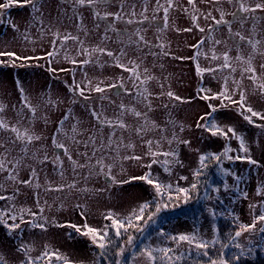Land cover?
I'll use <instances>...</instances> for the list:
<instances>
[{"label": "rangeland", "instance_id": "1", "mask_svg": "<svg viewBox=\"0 0 264 264\" xmlns=\"http://www.w3.org/2000/svg\"><path fill=\"white\" fill-rule=\"evenodd\" d=\"M2 2H5V0H0V3ZM45 2L46 0H40L42 17L41 13L33 14L31 7L21 6L22 0H19L18 8L13 5L7 10H0L4 13V15L0 16V52H14L20 57L40 58L16 62L18 64L24 63V67H11L7 63H0V104L6 106L0 115L10 124L17 122L19 119L18 113L23 107L20 92L22 87L27 100L37 109L36 118L31 123L25 119L22 124L25 127H30L36 134L43 137L41 141L36 142L32 147L35 150L40 149L42 145L45 146L50 158L54 155H61L64 160V177L61 179L51 163L41 166L35 161L26 159L25 164H30L37 168L39 173L38 182L41 185L45 184L46 179L52 186L69 183L75 179L79 188L87 189L88 191L69 192L65 189L63 192H45L43 188L31 189L24 185H16V187L20 188V194L16 195L14 200H0V211H12L14 206L15 214L17 215L20 214V208L30 209L32 212L39 213L36 196V193H39V204L44 207L43 216L48 218L49 223L46 225V231L32 228L25 224L14 232H10L6 227L0 225V257H3L5 264H21L26 259L21 245L31 249L28 255L33 258L41 257V254L45 251V245H47L49 251L58 250L61 255L67 257L73 264H93L96 256L94 251L99 252L98 249L91 244L87 237L79 235L67 225L82 226L87 223L91 227L102 229L110 222L104 219V216L109 211L121 218L126 217L133 209H138L141 203L152 202L154 200V192L150 185L139 180L126 184L112 183L111 178L108 176L100 174L90 175L88 168L78 169L77 173H74L70 163L63 157L62 150L53 148L51 138L54 134H57L58 122L66 113H71V116L64 123L63 130L70 133L71 125L78 121V127L83 131V135L79 138L83 140L91 132L95 131L94 125L96 121L92 118L89 107H94L98 111H102L104 116L115 119L119 116L120 109L118 106L121 103L127 107H134L141 112L146 110L145 103L142 102L141 97L138 96L133 88L129 72L115 67L113 62L106 56H101V61H107L103 67L95 63L87 65L70 63L65 59V55L77 61L87 57L77 55L78 44L76 42L69 39L62 44L60 38L53 36V33H59L60 37L66 34L78 36L84 41L85 47L101 45L114 52H118L121 47H124L120 40H126L127 37L118 38L115 32H111L114 36H108L110 39L102 43L103 36H100L94 30L100 27L101 30L99 31H102L106 26L105 22H102L97 27L94 26V23L85 21L86 25L83 28L87 30V36L78 28L74 30V33L70 32L68 28L71 25L68 23L67 27L64 26L67 19L62 12L60 14L61 17L63 16L62 21L53 19V7L48 5V2ZM249 2L254 4L257 0H249ZM118 7L119 5H117ZM217 7L222 8L226 13L225 19L232 22L233 33L240 32L246 37L253 34V25L250 20L245 21L242 25L238 19L227 15L237 11L238 6L235 3L230 4L227 0H222L221 4L213 5L208 0H195V8L198 11L193 13L192 5H189L184 0H179L178 11L171 12L176 24L179 25L181 21H188V17L182 16V13H190V22H192L191 15L196 14L198 17L196 23L200 27L205 28L206 32L201 33L192 23L190 27L192 31L186 32V34H179L178 36L173 33L169 36V46L166 50L173 46V40L177 42L192 41L195 44H197L198 39L202 40L204 38L207 41V30L209 25L213 24V21L211 18L206 17L211 12L213 17L219 19V12L216 11ZM102 9L106 11V9L112 8L103 7ZM184 9L188 11L185 12ZM67 12H69L68 9ZM83 14L86 17L91 13L89 10L84 9ZM34 15L40 17L43 20V24L40 23V19H33ZM238 15L242 16L244 14L238 13ZM256 15H264V13L257 11ZM109 26L119 28L120 31L125 28L128 33H132L128 25H124L122 22H113ZM214 29L211 33L213 39L221 40L225 43L213 45L211 41H207L199 49L201 55L195 63L198 62L202 68L216 67L222 63V60H211L212 53L210 49L213 48L218 56L224 51H229V55L233 58L238 52L245 58L251 53V47L244 43L240 44L239 50L234 46L233 40L236 38L229 36L228 26L214 25ZM255 39L264 42V20L256 24ZM53 40H56L55 44H53ZM149 43L150 46H153L151 51L157 53L156 56L149 54L148 47L143 48L142 51H137L133 45L127 47L128 56L123 58L122 62L127 64L129 58L136 59L138 63L142 61L138 69L141 77L143 78L145 75L143 71L145 68L148 69L147 75L154 77L145 85L152 94L149 97V101L153 110L148 113L149 119L155 121L161 128L166 129L163 135L171 137L173 131H175L181 139H187L191 142L190 146L173 145V147H178L179 158L183 163V167H174L172 174L168 175L159 165H153L151 168L153 176L158 177L164 184L171 183L174 187L178 185L179 187L189 188L194 182L192 173L194 169L199 167L198 158L201 154L220 153L226 144H230L234 149L230 155H242L238 151L239 143L235 139L225 140L219 136L212 137L204 129L195 126L197 120L210 111L208 108L209 103L217 107V111L213 113L211 119L216 120L221 127L231 126L235 128L245 139L249 154L258 164L252 165L246 161L222 159L219 164L214 165L209 175H206L205 171H203L199 178L198 189L190 192L191 200L188 203H183L182 198L177 200L175 198L176 194L173 192V200L167 208L156 215L155 222H149L147 225L142 224L143 232L134 240V244L125 248L120 264H147L144 258L134 255L145 245L176 248L172 241L160 235L161 232L175 236L197 233L209 241L216 237L215 232H213L215 219L209 212H207L206 216L199 215L196 221L191 219V216L188 217L192 210L195 209L191 208V203L197 193H201V198L205 199L203 203L206 205L207 210L211 208L219 211L220 207L224 205L245 224H251L253 215H258L261 211L257 207L255 212H253V210H250L249 205L256 204L259 206L261 201H264V197L256 195L257 186L264 185V129L244 121L233 105H229L227 108H220L218 100H200L197 90L203 86L210 89L211 93L220 92L224 86V77L229 76L228 88L232 89L234 87L232 79L240 80L241 86L246 91L247 103L256 111L262 113H264V96L259 95L254 90V85L247 79V76L241 77L239 64H234L237 67V71L234 73L230 74L228 69H224L215 73L214 77L212 73L205 72L201 80V77L196 74V68H194L193 73L189 60L173 59L172 54L169 56L159 55L161 49L154 47V41H149ZM259 48L261 52H264V43ZM179 51L175 52L174 56L181 57L190 53L188 51L181 54ZM49 52H54L55 55L48 57L47 53ZM205 54L208 58H206ZM11 59L13 58L0 57V61L7 62ZM253 64L257 75L264 79V69L260 67L261 64H264V55L255 54ZM49 66L57 69V71L54 73L49 72ZM59 69H67V71H59ZM73 80L81 84H85L90 80L92 85L103 82L101 86L122 82L125 88L130 91H125L123 96L114 97L109 90H106L103 95L107 99L101 101L99 99L100 94L86 89L85 95L90 96V99L85 101L82 97H75L77 103L73 104L74 94L69 91L68 87L73 84ZM169 90L191 102L170 101L166 95H161L162 92L166 93ZM234 98L238 99L239 97L237 95ZM49 100L56 102L55 107L48 103ZM165 104L168 105L167 108L164 107ZM24 112L26 115H30L26 109H24ZM72 116L76 119L73 120ZM45 118L47 122H45ZM123 119L129 125L135 126L136 124V120L131 115L125 114ZM170 120L174 123H169ZM205 122L201 121V123ZM256 123H264V121L256 120ZM179 125L184 126L183 132L179 131ZM107 131L105 129V134H107ZM117 134H120L119 130ZM6 135V133L0 132V138H4ZM151 135L149 138H151ZM123 136L125 141L131 139L135 144V148L132 151L136 155L144 156L147 148L140 139L134 135L129 136L127 132L123 133ZM154 136L159 139L161 133L157 130ZM58 138L68 144L73 159L79 163H85L84 158L77 155L78 151L81 153L85 151L83 145L74 146L63 135H58ZM168 147L167 143L163 144L164 149H168ZM13 155L15 156L17 153L13 152ZM40 155H43V152ZM149 162L150 160L146 156L140 162L125 161L123 162L124 171H121L120 163L117 162L112 169V176L117 181L128 180L132 176H141L145 171H148L147 168L141 165H146ZM106 163H112V161L106 160ZM225 171L235 173L236 176L243 177V179L238 182L234 176L225 175ZM3 175L6 174H0V183L3 182ZM19 175L22 180L29 179L30 169L22 167ZM180 176H185L187 179L180 180ZM225 184L229 186L228 189L224 188ZM213 189H218V191H213ZM242 192L247 193L246 198L242 195ZM0 194L13 195V186L8 185L7 190L0 192ZM205 197H211V199H206ZM164 199L167 200V196ZM77 204L84 207L77 208ZM81 211L85 212V216H81ZM24 218L25 220L31 219L27 215ZM52 220L65 226L56 227L51 223ZM37 221L43 222L39 219V215L37 216ZM8 223L10 224L11 221L9 220ZM260 226L258 224L256 230L252 233L246 232L238 239L244 249H250L249 247L252 246H264V234L259 232ZM246 246L248 247L246 248ZM180 251L186 254L190 252L197 253L186 244L180 248Z\"/></svg>", "mask_w": 264, "mask_h": 264}, {"label": "snow or ice", "instance_id": "2", "mask_svg": "<svg viewBox=\"0 0 264 264\" xmlns=\"http://www.w3.org/2000/svg\"><path fill=\"white\" fill-rule=\"evenodd\" d=\"M64 3H68L72 5L73 12L77 17L79 23H77V28L81 29L84 32V35L87 36V30L83 28L82 25V17L78 15L76 9L78 7H89L93 10V18L97 20H108L109 17H112L114 21H123L128 25H132L134 23H143L144 21H148L150 18L146 14L148 11L147 0H143V9L137 14L136 5L132 4L130 6V10L125 12L126 0H119L120 11L116 13L112 12H104L101 13L97 11V7L101 5H109L115 3L116 0H63ZM209 3L213 5H219L222 3V0H208ZM228 3H235L237 7L236 12L228 13L227 15H231L234 19H238L239 22L243 25L245 21L250 20L252 22V35L245 36L240 32H232L231 21L225 19L226 13L220 7L216 8V11L219 12V19L213 17L211 12L208 13L206 18H211L213 21L212 25H209L207 30L208 37L207 41H211L213 45H220L225 43L224 41L213 39L211 33L215 30L214 25H226L228 26V34L230 37H234L236 39L233 40L234 46L239 50L240 44L244 43L251 47V53L247 58L238 54L233 58L229 55V51H224L219 56L216 54L214 48L210 49L211 51V60H222V63L218 64L216 67H208L202 68L200 64L196 63V74L197 76L203 79V73H212L215 77V73L218 71H222L224 69H228L229 73H234L237 71V67L234 64H239L240 66V75L241 77L247 76L252 84L254 85V90L258 92L259 95L264 96V79H261L260 76L257 75L256 68L253 64V60L255 58V54L259 53L260 55H264V52L260 51L259 46L264 43L261 40L255 39V28L256 24L264 20V15H256L257 11L264 13V0H257L254 4L250 3L249 0H227ZM18 0H5V2L0 3V10H7L11 8L13 5L17 4ZM188 4L193 6V13L198 10L195 8V0H188ZM21 6H29L32 9L33 14L41 13L40 0H22ZM174 7L173 0H165V4H161L160 0H156V5L153 8V15L151 17L152 21L157 20L156 13L159 11H163V27L157 28L158 32H162L169 27V10ZM187 12V9H184ZM238 13H243L244 15H238ZM4 15L2 11H0V16ZM139 15L142 17L141 20H136L135 18ZM42 17V13H41ZM127 17V19H125ZM33 19H40V23L43 24V20L40 17L33 16ZM197 15L192 14L191 20L193 22L194 27H196L201 33H205L206 29L200 27L197 22ZM99 27V25H97ZM175 31L178 33L181 31L190 32L191 28L179 29L175 28V25H172ZM50 30V29H49ZM108 30H111L116 33L118 38L127 37L126 40L121 39L120 43L124 45L121 47L118 52H114L109 50L107 47L96 45L94 47H85L84 41L81 40L78 36H73L71 34H66L60 37L59 33H53V36L59 37L60 42L63 44L69 39L76 42L78 44L77 55H83L87 58L77 61L75 59L70 58L68 55H65V59H67L72 64L79 65H87L89 63L98 64L100 67H103L107 61H101V56H106L111 60L115 67L122 69L125 72L130 73V78L132 79L133 88L136 90V93L139 97H141L142 102L145 103V111L141 112L134 107H127L123 103H121L118 107L120 109L119 116L115 119H110L103 115L102 111H98L94 107H89V111L91 113L92 118L96 121L94 127L95 131L91 132L86 139H80L79 137L83 135V131L78 127L77 123H73L71 125L70 133L65 132L63 130V125L66 121L69 120L71 113H66L64 117L58 122L57 134H54L51 138V143L53 148L61 149L63 157L67 159L70 163L72 170L74 173H77L78 169L88 168L89 174H100L104 176H108L111 178L112 183H122L126 184L131 181L139 180L143 181L145 184L150 185L154 192V200L152 202H144L141 203L138 209H133V211L126 217H119L117 214L109 211L104 219L110 221V224H106L102 229L94 228L89 226L87 223H84L82 226H78L75 224H68L67 227L72 228L81 236L87 237L91 244L101 250L102 254L106 253L110 246L116 243L115 240L111 238L110 233H114L117 239L121 238L123 235L127 234V240L119 244L118 250L115 255L118 258L116 260V264H120L119 257L123 256L125 252L126 245H132L134 241L133 235L129 234L130 229H134L137 232H143V228L139 226V222H143L144 225H147L149 222L154 223L156 215L162 211L163 209L169 206V203L173 200V192H175V198L177 200H181L183 203H188L191 199L190 192H194L198 189L199 186V178L203 174V169L208 165L206 161L212 160L217 162L218 164L222 159H227L229 161H246L248 164L257 165L258 162L252 158L249 154V148L246 144L245 139L236 131L235 128L231 126L221 127L216 120L211 119L214 112L217 111V107L211 103L208 104L209 112L202 115L196 122L197 128L204 129L205 132L209 133L212 137H223L225 140L235 139L239 143L238 151L242 153V155H230L234 151V149L230 146V144H226L223 150L220 153H207L201 154L198 158L199 167L193 170V179L194 182L190 185L189 188L173 186L171 183L164 184L162 183L158 177L153 176L151 172V168L153 165H159L165 173L168 175L172 174V170L176 166L183 167V163L179 158L178 147H173V145H184L190 146V141L187 139H181L179 135L173 131L171 137L163 135L166 129L161 128L159 125L152 121L148 117V113L151 112L152 105L149 101V97L152 95L148 88L145 85L148 81L154 79L151 75H147L148 69L145 68L143 71L145 73L143 79H141V74L138 71L140 68V63L137 62L136 59L129 58L127 64L122 62L123 58L128 56L127 47L135 46L137 51H142L143 48H149V54L156 56V52L151 51V47L149 41H147L142 34V29L136 28L134 32L128 33L127 30L117 31L114 27L109 28L106 26V33ZM43 31V30H41ZM135 37V39H133ZM110 39V37L105 34L102 37L103 41ZM205 39H202L197 42V44L191 45L192 48L197 49L195 55L190 58L172 56L173 59L183 60V59H191L193 61H197L198 57L201 55L199 49L207 42ZM56 43V40H53V44ZM154 47H159L161 52L159 55L169 56L170 52L165 50V45L163 43L159 45H155ZM54 52L47 53L48 57L54 56ZM206 55V54H205ZM0 57H11L10 61H0V63H7L8 66L11 67H24V63H16L17 61H28L32 59H40L39 57H20L14 52H0ZM206 58L207 55H206ZM162 67V66H161ZM261 69H264V64L260 65ZM49 72H56L57 69L49 66ZM59 71H67V69H59ZM137 81H139V85H137ZM229 76L224 77V86L222 87L220 92L211 93V90L205 88L203 86L199 87L198 98L202 101H211L218 100L220 108H227L229 105H233L236 107L237 113L242 117L244 121H246L250 125H255L258 128L264 129V123H256V120L264 121V113L256 111L250 104L247 103V95L245 89L241 86V81L232 79V84L234 87L232 89L228 88ZM103 82L97 83L96 85H92L90 80L85 84L77 83L73 80V84L69 85V91L74 94V98L72 99V103H77V99L75 97H82L85 101L90 99V96L85 95V90L87 89L90 92H94L99 95V99L103 101L107 99L103 94L107 89L114 88H124V84H108L101 86ZM163 87V85H161ZM126 92L130 91L125 89ZM21 102L22 109L18 113L19 119L15 124H10L8 121L4 119L2 115H0V132L6 133V137L0 138V174L3 175V182L0 183V192L6 191L8 185L13 186V195L6 196L0 194V200H14L16 195L20 194V188L16 187V185H24L31 189H40L43 188L45 192L56 191L63 192L67 189L69 192L78 191V192H87V189H81L78 187L77 181L74 179L69 183H61L55 186H52L48 183L47 179L45 180V184L41 185L38 182V170L36 167L25 164V160H32L36 163L44 166L48 163H51L54 169L58 172L61 179L64 177V160L61 155H54L53 157H49L47 154V150L45 146H41L40 149H33V145L36 142H39L43 139L41 135L36 134L30 127H25L22 124V121L27 119L29 123L32 122L36 118L37 109L33 106L24 95V90L21 87ZM161 95H166L169 100L179 101L181 103H190L191 101L185 100L182 97L175 95L171 90L166 93H161ZM238 95V99H235ZM48 103L55 107L56 102L49 100ZM6 106L0 104V113H3ZM165 108L168 107L167 104L164 105ZM24 109L27 110V113L30 115H26ZM125 114L131 115L135 120V126L129 125L125 122L123 117ZM73 120L76 118L74 116L71 117ZM255 118V119H254ZM201 121H206L205 123H201ZM45 122H47L45 118ZM169 123H174L173 121H169ZM105 129H107V134H105ZM119 130L120 134H117ZM161 133L159 139H156L154 133L156 131ZM179 131H184V126L179 125ZM127 132L129 136H135L140 139L144 146H146L147 151L144 156L136 155L132 150L135 148V144L129 139L125 141L123 133ZM151 135V138L149 136ZM58 135H63L68 141L72 143L74 146L83 145L85 151L77 152L78 156H82L85 160V163H79L77 160L73 159L71 154V150L65 142L61 141L58 138ZM168 144V149L163 148V144ZM90 150V151H89ZM13 152H16L17 155H13ZM43 152V155L40 153ZM99 154V155H98ZM148 157L150 162L146 165H141L148 169L141 176H132L129 177L128 180L117 181L114 176H112V169L114 165L119 162L121 171H124L123 162L125 161H135L140 162L144 159V157ZM106 160H111L112 163H106ZM22 167H28L30 169V178L27 180L20 179V169ZM224 171V170H222ZM225 175L234 176L235 179L239 182L243 179V177L236 176L235 173L232 172H224ZM180 180H186L187 177L180 176ZM228 185L225 184L224 188L228 189ZM213 191H218V189H213ZM242 195L246 198L247 193L242 192ZM256 195L259 197H264V185H258L256 190ZM37 196V207L39 208V213L32 212L30 209L20 208L19 215L15 214V209L13 206L12 211H0V225L6 227L10 232H14L19 229L21 225H29L32 228H39L41 230L46 231V225L49 223L48 218L43 216L44 207L39 204V193H36ZM167 196V200L164 197ZM206 199H211V197H205ZM45 203H47L45 201ZM49 207H51L49 205ZM77 208H83L84 206L77 204ZM154 207V211L151 209ZM259 207L261 211L259 214H254L251 224H244L238 222V217L233 216L232 213H229L232 216L234 222L238 223V228L234 232V234L228 237L230 244L223 243L215 237L209 241L204 239L197 233L192 234H179L176 236H168L167 238L171 240L176 248L167 247V246H152L145 245L144 247L139 249V252L134 254L142 257L146 260L147 264H178L179 261L184 259V253L180 251V248L186 244L190 249L195 250L198 254H202L207 257L209 255V248L216 244H220V252L217 258L210 259L209 264H231V261L226 258V253L224 249L234 247L240 250V255H243V247L238 242V239L244 233H252L256 230L257 225L260 224L259 232L264 234V201H261L260 205L250 204V210H255ZM208 212L215 216L216 213L213 209L209 208ZM25 215L30 216L31 219L25 220ZM39 215V219L41 222L37 221V216ZM145 215L147 218L145 219ZM81 216H85V212L81 211ZM11 221L9 224L8 221ZM19 221V222H17ZM51 223L56 227H64L63 224H57L55 220H52ZM215 227H213V232H215ZM161 236L165 234L163 232L160 233ZM22 250L25 253L26 261H22L21 264H40L41 258H43L44 264H73L67 257L61 255L58 250H48V246L45 245V251L41 254V257H31L28 253L31 251L30 248L21 245ZM233 259H239V256L233 257ZM0 264H5L3 257H0ZM197 264H200L197 261Z\"/></svg>", "mask_w": 264, "mask_h": 264}, {"label": "flooded vegetation", "instance_id": "3", "mask_svg": "<svg viewBox=\"0 0 264 264\" xmlns=\"http://www.w3.org/2000/svg\"><path fill=\"white\" fill-rule=\"evenodd\" d=\"M188 3V0H184ZM19 2V0H18ZM46 2H48V5H50L52 8V14L54 15L53 19H56V20H61L62 21V17L60 16L61 12L62 14L64 15V17H66V23H64V26L67 27V24L69 23L71 26H69L68 30L70 32H73L74 33V30H76L77 28V23H79V21L77 20V17L76 15L74 14L73 12V8H72V5L71 4H68V3H64L63 0H46ZM45 2V3H46ZM174 2V7L172 9L169 10V27L162 31V32H158L157 31V28H162L163 27V21H162V17H163V11H159L156 13V16H157V20L156 21H152L151 20V17L153 15V8L155 7L156 5V0H147V7H148V11H147V15L149 16V20L148 21H144L143 23H134L132 25H128L126 23H124L123 21H114V19L112 17H109L108 20H97V19H94L93 18V10L90 9L89 7L85 6V7H78L76 9V12L78 13V15L80 17H82V25L83 27H85L84 25H86L85 21H90L92 23H94V26H97V25H100L102 22H105L106 23V26H108L109 28H111L109 26L110 23H113V22H122L124 25H128V28L131 30V32L135 31L136 28H140L142 29V34L144 35L145 39L147 41H154V44L155 45H159L161 43H163L166 47H165V50L168 49V43H169V36H171V34H176L177 36L179 34H186V32L184 31H181V32H177L174 30V28L172 27V25H175V28H179V29H185V28H190L192 23L193 22H190V13H182L181 15L182 16H186L188 17V21H181L179 23V25L176 24V20L174 19L173 15H172V11H178V6H179V0H173ZM160 3L161 4H165V0H160ZM19 3L15 4L14 6L16 8H18V5ZM132 4H135L136 5V12L137 14H139L142 9H143V0H126V6H125V9L124 11L127 12L130 10V6ZM117 5H119V0H116L115 3H112V4H109V5H101V6H98L97 7V11H100L101 13H104V12H112V13H116L118 10H120V7L117 8ZM183 5V4H182ZM108 8V7H111L112 9H106V11H103L102 8ZM14 8V9H16ZM101 10H100V9ZM67 9L69 12H67ZM84 9H87L90 11L91 14H89L88 16H84L83 14V10ZM109 10V11H108ZM54 12V13H53ZM127 19V17L125 18ZM136 20H141L142 17H140L139 15H137V17L135 18ZM93 25V24H92ZM106 26L102 29V31H99L101 30V28H95L94 31H96L97 34H99L100 36H105V34H107V36H114V34H112L111 30H108L107 33H106ZM117 31H120L119 28H115ZM123 30H126L125 28H123ZM204 39V38H203ZM198 41H200V39H198ZM197 41V42H198ZM195 43L192 42V41H189V42H180V41H176V40H173L172 41V47L169 49V50H166L168 52H170L173 56L175 54V52L179 51V49H181V51H179L181 54L184 53V52H190L188 55L186 54V56H181V57H186V58H190L192 57L193 55L196 54L197 52V49H194L191 47V45H194ZM180 47V48H179ZM156 49H160L159 47H156ZM186 60H189L190 64H191V67H192V70H193V73H194V68H196V61H193L191 59H186ZM141 79H143L141 77ZM121 83V82H120ZM110 84V83H109ZM112 84V83H111ZM113 84H118L117 83H113ZM137 85H139V81H137ZM116 89H119L117 92H115ZM125 85H124V88H114V89H107V91L109 90L111 92V94L115 97V96H123V94L125 93Z\"/></svg>", "mask_w": 264, "mask_h": 264}, {"label": "trees", "instance_id": "4", "mask_svg": "<svg viewBox=\"0 0 264 264\" xmlns=\"http://www.w3.org/2000/svg\"><path fill=\"white\" fill-rule=\"evenodd\" d=\"M206 164L208 165L206 168H204L203 171H205L206 175H209L215 164L217 162L208 160L206 161ZM201 193H197V195L192 199V205L191 208H195L192 210V213L189 214L188 217L191 216V219H194L195 221L198 220L199 215L206 216L207 215V207L204 205V198H201ZM191 200V199H190ZM196 206V207H194ZM154 207L151 209L153 211ZM216 215L213 216L215 219V238L220 240L223 243L230 244L228 237L237 230L238 223L234 222L232 216L229 215V213H232L233 216H236L234 212H232L230 209H228L226 206L222 205L220 207V210H213ZM145 217H147L145 215ZM237 217V216H236ZM146 219V218H145ZM239 223H244L238 219ZM110 224V222L108 223ZM142 221L139 222V226L142 228ZM245 224V223H244ZM141 232H137L134 229L129 230V234L133 235L134 240L139 237V234ZM164 237L168 239V236H175L170 235L167 233H164ZM111 238L116 241V243L108 249V251L104 254H102L101 250L98 249L99 252L94 251L96 254L94 258L93 264H116V260L118 259L115 255L116 251L118 250V245L124 243L127 240V234L123 235L121 238L117 239L114 235V233H110ZM169 240V239H168ZM171 241V240H169ZM211 241V240H210ZM135 241H133V244ZM129 245H126L128 247ZM248 246H246L247 248ZM250 249H244L243 248V255H240V250L236 249L234 247H229L227 249H224V252L226 253V258L231 261V264H264V246H252L249 247ZM209 255L207 257L203 256L202 254H198L195 252H190L189 254L184 253V259L178 262V264H197V261L200 262V264H209L210 259H215L218 257L220 252V244H216L214 246H211L208 250ZM239 256V259H233V257ZM121 258H119L121 262ZM26 261V259L24 260ZM40 264H44L43 258H41Z\"/></svg>", "mask_w": 264, "mask_h": 264}, {"label": "water", "instance_id": "5", "mask_svg": "<svg viewBox=\"0 0 264 264\" xmlns=\"http://www.w3.org/2000/svg\"><path fill=\"white\" fill-rule=\"evenodd\" d=\"M119 89H116L115 92H117Z\"/></svg>", "mask_w": 264, "mask_h": 264}]
</instances>
